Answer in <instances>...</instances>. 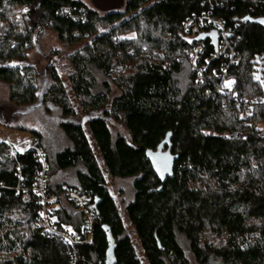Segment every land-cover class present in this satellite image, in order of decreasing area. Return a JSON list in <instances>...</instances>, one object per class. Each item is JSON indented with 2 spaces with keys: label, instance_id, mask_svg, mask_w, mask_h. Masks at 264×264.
<instances>
[{
  "label": "trees",
  "instance_id": "1",
  "mask_svg": "<svg viewBox=\"0 0 264 264\" xmlns=\"http://www.w3.org/2000/svg\"><path fill=\"white\" fill-rule=\"evenodd\" d=\"M210 20L229 31L230 66ZM37 27L71 49L68 89L51 61L41 83L29 62ZM223 65L231 83L220 93ZM0 83L10 106L28 107L0 105V124L29 132L45 155L59 226L81 222L63 186L91 198L93 243L77 247V264H264V0H127L103 16L76 0H0ZM32 108L56 134L11 123ZM8 153L0 142V264H73L38 226L33 153ZM104 172L132 180L121 213Z\"/></svg>",
  "mask_w": 264,
  "mask_h": 264
},
{
  "label": "built area",
  "instance_id": "2",
  "mask_svg": "<svg viewBox=\"0 0 264 264\" xmlns=\"http://www.w3.org/2000/svg\"><path fill=\"white\" fill-rule=\"evenodd\" d=\"M63 12L72 20L76 19L72 13L68 10H63ZM83 20L82 17L79 18ZM17 21L16 18L13 20ZM210 25L214 27V29L218 32V36L220 38L219 44V56L227 55V59L229 60V66L233 63V57L235 53L231 49V44L228 38V29L225 27L224 23L220 20H210L208 21ZM189 24L186 25V28H189ZM42 30L41 27H37L35 33L40 32ZM229 51V52H228ZM201 52V47H197L195 53L191 54L189 57L190 65L195 66L197 63V53ZM66 60L64 57L52 56L51 62L55 66V70L58 71V67L62 68V63ZM258 62V58L255 60ZM209 63V61H208ZM21 63L10 62L8 63L9 68L19 67ZM228 70L227 65L222 66V75L220 76L221 81L219 85V89L217 92L224 93L226 89L227 81H225L226 71ZM205 69H202L198 72L199 76H202ZM241 112L239 114L240 119H245L250 114V108L246 101H242L240 103ZM39 164L40 169L36 174L35 183L32 187V192L38 197V205L39 211L37 213L38 226L41 228V234L46 237H57L61 241H63L67 246H69L73 252V264H77L76 258V249L81 245H92L93 243V229L97 224V218L94 211L90 207L91 198L83 191L63 187L62 194L63 197L69 202V204L73 207L74 212L80 216L81 222L79 226V230L76 231L72 226L61 225L59 226L58 220L55 216V212L59 209L58 198L55 195L46 197L44 194V190L46 187V170L47 165L45 161V155L42 150L37 147L34 143V140L29 143V149ZM22 151L19 149H15L10 147L8 157L15 158ZM19 172V171H18ZM19 190V188H17ZM22 191V190H21ZM27 195V190H24Z\"/></svg>",
  "mask_w": 264,
  "mask_h": 264
},
{
  "label": "rangeland",
  "instance_id": "3",
  "mask_svg": "<svg viewBox=\"0 0 264 264\" xmlns=\"http://www.w3.org/2000/svg\"><path fill=\"white\" fill-rule=\"evenodd\" d=\"M82 2L88 9L93 11H97L101 16L110 13V12H123L125 9V5L127 0H76ZM24 10V9H23ZM24 10L23 12H25ZM134 35H128V38H133ZM35 43L37 48L33 49L31 52V59L30 63L36 67L38 72L41 74L40 83L43 79V69L51 61L50 53L53 51H58L59 57H66L71 51L70 48H65L58 40L55 33H53L50 29H42L40 32L37 33L34 37ZM55 56V55H54ZM65 58V60H66ZM68 60V59H67ZM65 61L62 63V68L58 67V76L60 77L61 81L65 84L66 88H69L68 83V75L72 73V69L69 66V62ZM258 69H261V61L258 60L257 62ZM260 67V68H259ZM256 78L259 77V74L255 75ZM229 84V82L227 83ZM226 84V85H227ZM227 87V86H226ZM72 99V106L77 110L78 117H83L82 113L77 107L76 101L73 99L71 93H68ZM8 97V89L7 87L0 83V105L5 106L10 111H20L25 112L28 110V107H23L20 109H16L10 106L7 102ZM29 111V110H28ZM10 122V121H7ZM14 123V126H24L29 129H33L37 124L42 128H46L51 130L53 134L57 133V123L54 121V118L47 117L41 108H32L28 114H17L11 122ZM58 136V134H57ZM33 136L27 132L18 129H14L11 127L4 126L0 124V142L7 144L12 148L19 149L21 151H25L29 149V143L32 141ZM63 142V141H62ZM65 144V141L63 142ZM104 176L107 181V186L111 193L112 198L117 203L120 213L126 203L132 200L133 197V190H132V180H111L109 179L106 172H104ZM65 187V186H63ZM62 187V188H63ZM68 188V187H67ZM63 195V194H62ZM64 198V197H63ZM65 199V198H64ZM127 229H130V226L127 225ZM133 242H135V236H132ZM139 258L143 259V253L140 250ZM190 258V257H189ZM191 264H195L193 260L190 258Z\"/></svg>",
  "mask_w": 264,
  "mask_h": 264
},
{
  "label": "snow or ice",
  "instance_id": "4",
  "mask_svg": "<svg viewBox=\"0 0 264 264\" xmlns=\"http://www.w3.org/2000/svg\"><path fill=\"white\" fill-rule=\"evenodd\" d=\"M230 83H231V82H229V84H228V85H226V86H230Z\"/></svg>",
  "mask_w": 264,
  "mask_h": 264
}]
</instances>
